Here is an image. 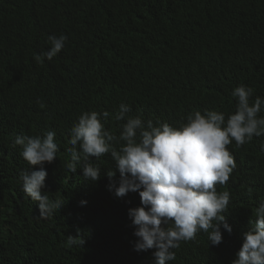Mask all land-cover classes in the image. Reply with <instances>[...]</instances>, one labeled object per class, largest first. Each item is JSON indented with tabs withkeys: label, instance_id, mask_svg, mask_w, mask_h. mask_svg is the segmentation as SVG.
Listing matches in <instances>:
<instances>
[{
	"label": "trees",
	"instance_id": "obj_1",
	"mask_svg": "<svg viewBox=\"0 0 264 264\" xmlns=\"http://www.w3.org/2000/svg\"><path fill=\"white\" fill-rule=\"evenodd\" d=\"M61 35L63 49L37 63L49 37ZM239 86L253 90L250 106L264 102V0H0V264H155V249L133 250L128 211L142 205L138 192L116 196L110 155L87 158L100 169L96 182L83 177V153L77 171L66 170L71 130L92 112L117 137L129 118L179 129L191 114L216 111L226 122ZM121 106L129 111L117 120ZM48 132L58 151L43 166L42 195L63 207L41 219L19 174L31 166L13 145ZM262 145L264 135L228 146L236 167L216 190L229 193L222 215L231 233L221 226L222 242L212 246L211 230L198 232L166 264H233L264 202Z\"/></svg>",
	"mask_w": 264,
	"mask_h": 264
},
{
	"label": "clouds",
	"instance_id": "obj_2",
	"mask_svg": "<svg viewBox=\"0 0 264 264\" xmlns=\"http://www.w3.org/2000/svg\"><path fill=\"white\" fill-rule=\"evenodd\" d=\"M66 39L63 35L50 36L52 47L43 57L37 55L34 60L37 63H42L44 58L52 60L63 49ZM252 91L243 86L232 91L237 106L235 114L226 122L224 115L216 111L191 114L179 129L159 121V126H154L151 120L145 129L140 118H129L119 137L104 130L97 113H86L71 130L72 151L68 153L71 161L66 170L75 173L76 165L81 163L80 153H83V177L96 182L100 179V169L88 163L87 158L110 155L119 172V180L114 181L112 171L106 176L116 196L138 192L142 205L128 211L136 229L133 235L137 242L133 250L155 249V264L175 260L171 250L177 249L181 241L195 240L201 231L209 233L211 230L208 240L212 246H217L222 242L221 226L231 233L222 215L229 204V193L218 194L216 190L217 185H226L236 167L228 146L234 141L239 148L253 136L264 135V119H257L264 102L257 98L250 106ZM128 111L121 106L116 119L123 120ZM103 115L106 118L108 113ZM54 137V132H48L44 138L17 136L13 145L23 147L21 155L31 166L19 174L23 192L39 205L41 219H49L54 211L63 207L60 201L53 203L47 195H42L47 177L43 166L52 164L58 151ZM120 142L123 144L119 149L113 146ZM261 148L264 150V145ZM255 217L254 227L243 234V243L233 264H264V202L256 210ZM169 224L172 226L168 227ZM68 243H77V239L69 237Z\"/></svg>",
	"mask_w": 264,
	"mask_h": 264
}]
</instances>
